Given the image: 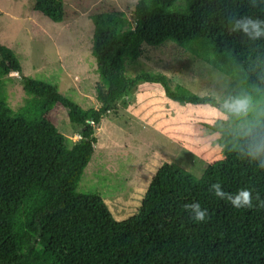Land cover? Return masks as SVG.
<instances>
[{
	"label": "trees",
	"instance_id": "trees-1",
	"mask_svg": "<svg viewBox=\"0 0 264 264\" xmlns=\"http://www.w3.org/2000/svg\"><path fill=\"white\" fill-rule=\"evenodd\" d=\"M31 11L62 21V0H27ZM230 16L264 20L257 0H135L131 24L110 9L95 38L97 72L108 85L98 108H82L58 92L55 83L21 75L18 59L0 45V87L19 75L23 98L12 110L0 97V264H264V170L242 155L254 139L264 140V39L249 41L229 33ZM168 41L225 76L228 97L254 98L247 117H236L224 102L170 84L162 74L126 77L125 62L140 45ZM137 83L157 84L178 104L208 106L246 126L229 158L208 164L195 177L173 162H161L150 176L134 213L115 220L98 194L75 191L92 154V125ZM65 110L77 139L72 142L48 120L54 106ZM253 192L252 209H235L209 191ZM208 209L202 223L190 218L186 203Z\"/></svg>",
	"mask_w": 264,
	"mask_h": 264
},
{
	"label": "rangeland",
	"instance_id": "rangeland-1",
	"mask_svg": "<svg viewBox=\"0 0 264 264\" xmlns=\"http://www.w3.org/2000/svg\"><path fill=\"white\" fill-rule=\"evenodd\" d=\"M135 0H62L64 16L54 23L31 11L27 0H0V45L18 59L21 75L55 83L78 106L98 108L108 85L97 72L93 51L105 28V13L130 19ZM140 55L125 62L123 74H162L197 95L228 99L229 80L171 42L140 45ZM0 97L14 110L23 98L21 79L3 78ZM48 120L67 142L77 139L65 110L54 106ZM246 126L208 106L178 105L160 87L137 83L92 125V154L75 191L98 194L116 220L136 210L147 182L161 162H173L197 177L211 162L229 158Z\"/></svg>",
	"mask_w": 264,
	"mask_h": 264
},
{
	"label": "clouds",
	"instance_id": "clouds-1",
	"mask_svg": "<svg viewBox=\"0 0 264 264\" xmlns=\"http://www.w3.org/2000/svg\"><path fill=\"white\" fill-rule=\"evenodd\" d=\"M261 2L264 3V0ZM252 6L257 7V0H252ZM227 28L229 33H240L252 42L264 39V20L259 18L230 16ZM223 108L236 117H247L254 109V98L248 93L230 97L224 102ZM242 155L249 163L255 162L258 168L264 170V140L258 138L252 140ZM209 191L217 198L229 202L235 209H252L255 206L253 192L248 188H241L233 194L225 192L220 183H213ZM255 200L259 202V208H264V200L259 194H256ZM183 207L190 214V218L197 223L204 222L208 217V209L202 208L199 202L186 203Z\"/></svg>",
	"mask_w": 264,
	"mask_h": 264
},
{
	"label": "crops",
	"instance_id": "crops-1",
	"mask_svg": "<svg viewBox=\"0 0 264 264\" xmlns=\"http://www.w3.org/2000/svg\"><path fill=\"white\" fill-rule=\"evenodd\" d=\"M86 165H87V164H86ZM86 165H85V166H86ZM85 166H84V168H85ZM83 170H84V169H83ZM83 170H82L81 172H83ZM81 174H82V173H80V175H81ZM151 175H152V174H151ZM144 189H145V188H144ZM143 191H144V190H143ZM78 192H79V191H78ZM80 193H81V192H80ZM142 194H143V193H142ZM115 220H116V219H115Z\"/></svg>",
	"mask_w": 264,
	"mask_h": 264
}]
</instances>
